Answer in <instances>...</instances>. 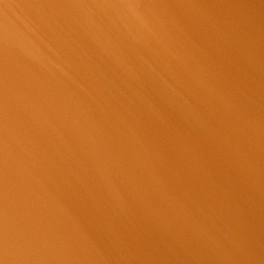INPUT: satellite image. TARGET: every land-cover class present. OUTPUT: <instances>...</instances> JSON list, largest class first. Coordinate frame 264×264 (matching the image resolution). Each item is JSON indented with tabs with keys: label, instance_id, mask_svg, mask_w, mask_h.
Returning a JSON list of instances; mask_svg holds the SVG:
<instances>
[{
	"label": "water",
	"instance_id": "water-1",
	"mask_svg": "<svg viewBox=\"0 0 264 264\" xmlns=\"http://www.w3.org/2000/svg\"><path fill=\"white\" fill-rule=\"evenodd\" d=\"M0 264H264V0H0Z\"/></svg>",
	"mask_w": 264,
	"mask_h": 264
}]
</instances>
